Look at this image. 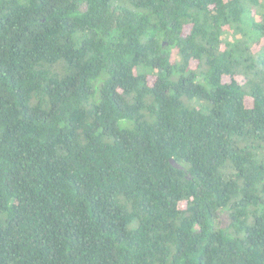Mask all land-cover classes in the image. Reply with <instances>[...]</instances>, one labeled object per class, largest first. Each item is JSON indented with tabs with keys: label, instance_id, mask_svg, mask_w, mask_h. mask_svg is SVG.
Wrapping results in <instances>:
<instances>
[{
	"label": "trees",
	"instance_id": "1",
	"mask_svg": "<svg viewBox=\"0 0 264 264\" xmlns=\"http://www.w3.org/2000/svg\"><path fill=\"white\" fill-rule=\"evenodd\" d=\"M0 264H264V0H0Z\"/></svg>",
	"mask_w": 264,
	"mask_h": 264
},
{
	"label": "water",
	"instance_id": "2",
	"mask_svg": "<svg viewBox=\"0 0 264 264\" xmlns=\"http://www.w3.org/2000/svg\"><path fill=\"white\" fill-rule=\"evenodd\" d=\"M170 162H172L174 165L177 166V164H175V161L173 159H170Z\"/></svg>",
	"mask_w": 264,
	"mask_h": 264
}]
</instances>
